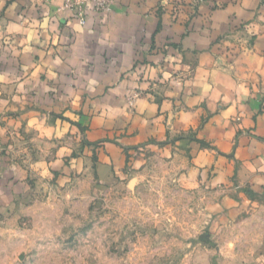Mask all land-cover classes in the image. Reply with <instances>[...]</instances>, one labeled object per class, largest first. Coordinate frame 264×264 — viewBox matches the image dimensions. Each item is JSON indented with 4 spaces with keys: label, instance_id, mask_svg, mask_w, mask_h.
I'll use <instances>...</instances> for the list:
<instances>
[{
    "label": "crops",
    "instance_id": "crops-1",
    "mask_svg": "<svg viewBox=\"0 0 264 264\" xmlns=\"http://www.w3.org/2000/svg\"><path fill=\"white\" fill-rule=\"evenodd\" d=\"M65 2L0 0V207L28 175L20 145L61 178L165 160L218 196L212 227L253 229L222 238L264 264V0H113L84 23Z\"/></svg>",
    "mask_w": 264,
    "mask_h": 264
},
{
    "label": "rangeland",
    "instance_id": "rangeland-1",
    "mask_svg": "<svg viewBox=\"0 0 264 264\" xmlns=\"http://www.w3.org/2000/svg\"><path fill=\"white\" fill-rule=\"evenodd\" d=\"M42 149L15 148L28 175L16 181L15 200L0 207V264L251 261L231 251L254 243H228L226 237L253 229L212 227L218 196L184 177V169L159 159L137 179L102 182L78 172L61 178L42 160ZM8 150L0 148V156Z\"/></svg>",
    "mask_w": 264,
    "mask_h": 264
},
{
    "label": "built area",
    "instance_id": "built-area-1",
    "mask_svg": "<svg viewBox=\"0 0 264 264\" xmlns=\"http://www.w3.org/2000/svg\"><path fill=\"white\" fill-rule=\"evenodd\" d=\"M113 0H66L64 8H74L81 23L85 22L87 14V6L92 5L98 12H109L111 10Z\"/></svg>",
    "mask_w": 264,
    "mask_h": 264
}]
</instances>
